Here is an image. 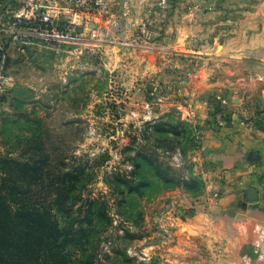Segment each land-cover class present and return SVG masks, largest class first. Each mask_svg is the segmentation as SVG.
<instances>
[{
    "label": "rangeland",
    "instance_id": "1",
    "mask_svg": "<svg viewBox=\"0 0 264 264\" xmlns=\"http://www.w3.org/2000/svg\"><path fill=\"white\" fill-rule=\"evenodd\" d=\"M205 1L185 5L183 14L211 12ZM157 45V52L174 56L166 43ZM127 52L104 46L92 54L82 45L39 42L22 54L10 46L5 73L13 85L0 94V154L26 159L40 135L56 168L83 167L82 196L98 201L112 220L94 232L102 264H181V221L203 201L208 179L204 130L229 126L225 117L237 104L225 91L205 94L197 115L181 103V68L154 79L136 75ZM196 117L207 118L200 124ZM139 153L173 182L158 180ZM141 177L153 184L129 191Z\"/></svg>",
    "mask_w": 264,
    "mask_h": 264
},
{
    "label": "crops",
    "instance_id": "2",
    "mask_svg": "<svg viewBox=\"0 0 264 264\" xmlns=\"http://www.w3.org/2000/svg\"><path fill=\"white\" fill-rule=\"evenodd\" d=\"M136 2L132 21L139 23L144 5ZM197 2L177 0L158 31V42L175 51L171 59L156 49L127 53L136 75L154 79L181 68V103L197 115L202 95L237 96L232 117H225L229 126L204 130L208 179L203 201L181 221V264H264V250L258 257L252 246L255 230H264V0H206L211 12L183 14ZM196 118L204 124L207 117ZM248 189L257 193L251 201Z\"/></svg>",
    "mask_w": 264,
    "mask_h": 264
},
{
    "label": "trees",
    "instance_id": "3",
    "mask_svg": "<svg viewBox=\"0 0 264 264\" xmlns=\"http://www.w3.org/2000/svg\"><path fill=\"white\" fill-rule=\"evenodd\" d=\"M30 142L26 159L0 154V264H102L94 232L112 220L103 205L82 196L83 167L60 170L40 135ZM139 156L158 180L173 182L151 158ZM152 184L141 177L128 190Z\"/></svg>",
    "mask_w": 264,
    "mask_h": 264
},
{
    "label": "built area",
    "instance_id": "4",
    "mask_svg": "<svg viewBox=\"0 0 264 264\" xmlns=\"http://www.w3.org/2000/svg\"><path fill=\"white\" fill-rule=\"evenodd\" d=\"M139 2L144 5V17L135 23L136 0H0V94L13 85L5 73L10 46L22 54L39 42L56 48L82 45L92 54L104 46L127 51L155 49L158 31L177 0ZM219 99L226 104V99ZM218 120L219 124L225 122ZM255 232L253 253L262 257L264 230Z\"/></svg>",
    "mask_w": 264,
    "mask_h": 264
},
{
    "label": "water",
    "instance_id": "5",
    "mask_svg": "<svg viewBox=\"0 0 264 264\" xmlns=\"http://www.w3.org/2000/svg\"><path fill=\"white\" fill-rule=\"evenodd\" d=\"M251 159H256L257 155L255 153H253L250 156ZM247 196H248V200H253L256 197V191L254 189H248V191L246 192Z\"/></svg>",
    "mask_w": 264,
    "mask_h": 264
}]
</instances>
